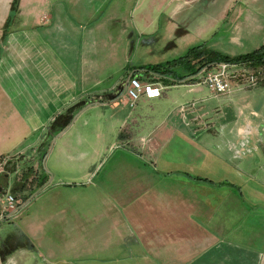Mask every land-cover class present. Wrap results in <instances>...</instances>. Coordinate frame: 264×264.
I'll list each match as a JSON object with an SVG mask.
<instances>
[{
	"label": "crops",
	"instance_id": "1",
	"mask_svg": "<svg viewBox=\"0 0 264 264\" xmlns=\"http://www.w3.org/2000/svg\"><path fill=\"white\" fill-rule=\"evenodd\" d=\"M14 2L0 0V195L44 192L26 218L40 221L30 234L42 263L264 264V85L214 96L146 69L197 47L261 48L264 0ZM130 74L161 97L129 110L118 94ZM80 119L115 135L145 120L132 146L152 162L113 165L93 183L96 166L70 141Z\"/></svg>",
	"mask_w": 264,
	"mask_h": 264
},
{
	"label": "rangeland",
	"instance_id": "2",
	"mask_svg": "<svg viewBox=\"0 0 264 264\" xmlns=\"http://www.w3.org/2000/svg\"><path fill=\"white\" fill-rule=\"evenodd\" d=\"M128 108L129 110L132 109L130 106ZM139 110L140 107L138 106ZM142 110H144L143 114L150 113L151 111L148 105H144ZM89 122V125L86 127L87 129L84 130V119H80L73 128L70 141L76 150L74 151V155L81 158L85 164L96 166V172L98 171L99 173H97L93 183H96L107 171H111L113 165L152 162L151 158L146 156L143 150H136L132 146V139L136 133L137 135L141 132V134L146 133V130L142 128L145 120L144 122L140 120L137 122L127 120L121 123L120 131L116 135L113 131H109L108 122L105 124L101 121L97 123L94 119L89 120ZM60 146H62V139L55 138L50 143V148L52 147L51 152L53 149L56 151ZM17 173H20V170L17 169ZM17 173H13L9 177L11 187L15 183ZM43 193L36 195L35 192L31 194L29 190L26 191L29 203L22 211V215L11 222H0V264H14L6 262L7 258L16 260L17 264H44L42 263L44 259L35 253V250L39 247L37 246L39 240L34 239L33 235L32 238L30 234L31 229H39L40 221L26 219L27 216L31 217L30 215L34 213V209L41 204V199H38L41 198ZM57 242L60 246L66 245L65 235L58 236ZM25 259L28 262H23Z\"/></svg>",
	"mask_w": 264,
	"mask_h": 264
},
{
	"label": "built area",
	"instance_id": "3",
	"mask_svg": "<svg viewBox=\"0 0 264 264\" xmlns=\"http://www.w3.org/2000/svg\"><path fill=\"white\" fill-rule=\"evenodd\" d=\"M193 79L204 84L214 96L231 95L234 89L247 90L264 85V64L253 66L248 62L214 63L203 67ZM162 89L163 87L158 83H142L138 76L130 74L119 99L126 100L133 108L141 97L160 98ZM195 105L194 102L185 104L181 106V111H192ZM261 132L264 133V122ZM0 163L2 169L7 164V160H2ZM23 186H26V183ZM28 203L29 200H22L12 192L7 191L0 195V222H11L19 218Z\"/></svg>",
	"mask_w": 264,
	"mask_h": 264
},
{
	"label": "trees",
	"instance_id": "4",
	"mask_svg": "<svg viewBox=\"0 0 264 264\" xmlns=\"http://www.w3.org/2000/svg\"><path fill=\"white\" fill-rule=\"evenodd\" d=\"M14 3H17V0ZM219 62H248L253 66L262 65L264 64V46L238 57H229L215 51L206 50L203 47H197L189 50L181 58L146 69L147 73H152L160 78L168 77L175 82H181L193 78L203 67Z\"/></svg>",
	"mask_w": 264,
	"mask_h": 264
},
{
	"label": "water",
	"instance_id": "5",
	"mask_svg": "<svg viewBox=\"0 0 264 264\" xmlns=\"http://www.w3.org/2000/svg\"><path fill=\"white\" fill-rule=\"evenodd\" d=\"M121 91H122V90L119 91V94H118V95H120ZM13 173L15 174V170H12V171L10 170V171H8V172L5 174V176L7 177V180H8V181L10 180V179H9L10 175L13 174Z\"/></svg>",
	"mask_w": 264,
	"mask_h": 264
}]
</instances>
